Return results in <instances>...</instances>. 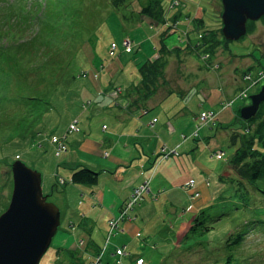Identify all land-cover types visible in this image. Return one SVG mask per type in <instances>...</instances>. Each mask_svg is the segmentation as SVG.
Returning a JSON list of instances; mask_svg holds the SVG:
<instances>
[{
	"label": "rangeland",
	"instance_id": "obj_1",
	"mask_svg": "<svg viewBox=\"0 0 264 264\" xmlns=\"http://www.w3.org/2000/svg\"><path fill=\"white\" fill-rule=\"evenodd\" d=\"M173 1L162 0L168 14L181 11L189 14L190 17L196 15V18H203L205 23L202 26H206L205 30L212 27L210 17H216L220 26L219 0H175L174 2L180 1V6L177 7L170 5ZM137 3L138 0H125V5L119 10L113 8L106 10L94 3L93 8H96L94 14L91 17L88 16L84 23L79 24L83 28L85 27L84 29L86 27H90V29L82 30L80 28L75 32L74 54L61 70L53 95L48 97L46 102H29L25 109L18 106L13 108L14 123L13 125L11 123L6 135H0V211L4 204L9 202L12 179L11 165L14 161L19 160L28 168L40 173L43 195L47 197V192H49L51 196L48 201L55 204L61 212V222L39 264H57L54 263L55 257L58 256L55 247L62 235H65L64 231L71 230L68 222L71 225L72 222H77L80 219L79 204L83 196L77 191H68L73 187L66 177L69 171L62 164L59 165V171L55 170L58 162L69 155V151H66L67 153L63 154L64 156L62 155L61 158H57L55 148L49 142V138L54 135H82L86 132V135L102 139L107 134L100 136L101 134L98 133L101 131V125L104 124L110 128L108 134L121 135L125 132L123 135H148V143L150 141L157 142L156 139H159L160 133L156 128V130H151L147 125L155 117L158 120L155 124L156 127L169 123L177 131L172 135L178 136V140L183 141V146L177 148V152H184L180 160L187 161L188 170H182L179 173L177 189L168 191L169 199L176 198L172 208L166 207L163 211V205L152 202L153 207L147 218L137 215L133 222L140 229L139 237L131 236L129 238L118 230L119 232L106 243L107 233L110 230L107 229L104 233L103 224H101V228L94 231L92 238L99 246L100 251H103L106 245L101 264H124L123 260L122 263H118L113 258L110 259L109 254L114 246H125L127 249L131 242L132 247L125 251L131 256V261L136 257H142L148 264H166L167 261L168 264H196V262H202V258L198 259L202 254L198 256H196L197 254H181V249L195 242H202L205 247L206 245L218 247L222 240L235 232H247L245 241L238 251L239 259H242L245 264H264V181L255 183L240 181L228 165L240 143L237 141L236 146L232 145L230 134L232 132L242 133L246 127L245 121L243 122L241 118L239 120L237 112L250 103V96L258 92L263 83L258 86L259 76L262 74L261 68H264V17L251 24L255 26L252 34H247L237 41L228 42L226 50L217 48L214 56L205 55L208 60H213L208 68L201 60L200 69H197L191 64L192 62L190 63V60L183 63L181 57V61L176 59L175 54L167 56L164 72L166 82L163 83V92L159 93L165 95L167 90H171L172 94L170 91L167 92L171 96H167L164 101L161 100L148 113H143V110L140 109L137 111L133 109V113H130L126 110L125 105L127 101L125 88L127 86L124 77L132 78L127 73L130 70L141 77L138 68L146 61V58L136 50H133L131 56L126 55L122 48L126 44L130 46V44L124 39L128 37L130 40L142 41L147 40L151 34L154 44L157 45L158 38L155 36V31L161 30L158 25V28H155L149 19L136 16L135 11L139 9ZM208 5L210 10L206 9ZM179 19L182 21L180 26L188 33L189 42L199 44L205 37L202 28L198 30L194 20ZM169 25L171 24H167L168 27ZM171 30V34L176 36L173 26ZM179 34L181 35L180 32ZM175 39L178 40L179 37L176 36ZM180 40L177 43H181L185 48L186 42ZM111 46L117 48L114 58L109 56ZM152 51L154 52L153 49ZM135 56L139 60L137 63H140L138 68L130 60ZM118 59H120V63ZM125 64H129L126 71ZM212 64L216 65L211 67ZM246 69L251 72L242 76ZM95 75L99 77L96 78ZM252 84H254L253 87H251ZM245 88L249 90L247 99H243L246 93L239 94ZM114 89L120 90V94L114 100L123 104L122 111H116L118 116L115 112L103 113L102 111L100 115L91 113L89 104L102 97L110 98V95L115 92ZM180 92L182 93L180 94ZM234 95H237L238 99L229 101L234 98ZM201 112H209L216 118L215 123L209 119L201 121V117H198ZM74 122H77V127L81 130L80 134L79 132L68 134V127ZM125 123L127 124L126 131H124ZM164 134H166L165 131H163ZM185 137L186 140H184ZM114 139L119 140L120 137L116 136ZM167 141L162 143L167 146L166 150L161 149V154L150 172L156 173L150 186L154 191L160 189L161 192V185L164 184L158 173L161 164L163 165L165 161L173 162L175 160L173 157L177 156V152L168 147L173 141L172 138L168 137ZM209 145L213 147H209ZM253 146L259 148L258 143L255 144V142ZM180 160L178 161L180 162ZM80 163L82 164L76 168L94 164L93 159H82ZM224 171L227 173L223 177ZM188 179H193L196 185L203 182L202 184L208 186L211 201L202 209V212L208 217V220L215 222L214 228L204 237L182 241V237L189 228V223L185 222H189L192 217L190 214L184 213L187 200L182 206L180 205L183 190L178 185ZM58 180L59 185L64 184L65 186L64 188L58 186V190L52 192L51 188L58 184ZM99 182L102 184L96 185L102 186L107 180L104 177ZM66 187L68 199H71L70 208L67 211L63 209V202L58 196L62 195ZM117 189L120 190L118 184ZM142 199L145 205L151 207L147 194H144ZM78 202L80 203L78 204ZM134 213L132 214L135 215ZM148 219L150 220L146 224ZM109 223L110 220H107L106 224L109 225ZM183 223L185 224L181 226ZM79 234L80 238L91 239L90 235L85 232L79 231ZM65 237L69 240L68 235ZM75 243L81 244L82 242L76 240ZM85 249V247L81 248L82 253H85ZM178 252L179 255H176ZM79 256L81 264H91L92 259H89V262L85 257L82 258V254Z\"/></svg>",
	"mask_w": 264,
	"mask_h": 264
},
{
	"label": "trees",
	"instance_id": "obj_2",
	"mask_svg": "<svg viewBox=\"0 0 264 264\" xmlns=\"http://www.w3.org/2000/svg\"><path fill=\"white\" fill-rule=\"evenodd\" d=\"M29 1L0 0V135H6L11 123L13 125L14 107L18 106L21 109H25L29 102H46L47 98L53 95L61 70L74 54L75 32L80 28L82 30L90 29V27L84 29L85 27L83 28L79 24L84 23L88 16L91 17L94 14L96 8H93V4L96 3L97 6L99 5V7L106 10L112 8L119 10L125 5V0ZM137 4L139 9L135 12L138 18L145 17L158 26H162L165 23L167 11L164 9L162 0H138ZM134 13L132 14L135 15ZM221 13L222 7L220 5V11L218 12L220 26L214 29L205 30V26H202L205 23L203 18L194 19L195 27L198 30L202 28L205 37L200 44L185 47L186 51L189 50V52L200 57V55L208 54L214 56L219 47L226 50V45L230 41H226L221 33ZM179 17L180 14H174L171 22L178 21ZM187 18H190V15ZM252 23L247 21L245 35H250L254 32L255 26L251 25ZM167 30L161 36H164ZM159 43L158 58L152 62L145 61L138 68L143 83L135 88L136 93L134 94L138 95L136 102L144 101L149 96L156 94L159 84L166 82L164 72L167 61L165 59L167 56L172 55L174 51L169 50L163 44V38L160 39ZM116 49L115 47L114 54L117 51ZM212 61L207 60L206 62L204 59V66L207 68V65ZM247 72L251 71L244 70L242 76H246ZM237 114L239 120H241L239 110ZM211 117V122L215 123V117ZM245 123L244 132H232L230 134V143L232 145L236 146L237 141L240 143L231 156L228 165L233 169L240 181L246 183L264 181V102L260 104L255 118L245 121ZM52 139H55L56 143H52ZM49 142L54 148L57 144L66 145V135H54L49 138ZM254 142L255 144L258 143L259 148L253 146ZM98 177V172L83 167L72 170L69 182L75 185L95 186L98 183ZM58 186L63 187L64 184L59 185L58 181L57 185H53L51 191H57ZM50 196L48 193L47 200ZM130 200L131 198L128 197L117 215L110 219L120 215L125 217L126 207ZM136 203L138 204L139 201ZM7 206L8 203H5L0 214ZM133 206L131 210L134 213L136 207ZM133 217V220L137 218L136 213ZM214 222L208 220L204 212L196 214L190 220L189 228L182 237V241L195 237H204L207 232L214 228ZM118 230L119 228L113 230L110 238ZM246 235L247 232L232 233L222 240L218 247H209L207 245L205 247L202 242H195L181 249V254H197L196 256L202 254L198 258H202V262H196V264H245L242 259H239L238 251L244 243ZM99 251L100 249L97 252V256ZM70 254L74 257L80 255V253L76 252ZM176 255H179V252ZM102 256L103 253L100 258V264ZM91 264H94L93 258ZM166 264H168V261Z\"/></svg>",
	"mask_w": 264,
	"mask_h": 264
},
{
	"label": "crops",
	"instance_id": "obj_3",
	"mask_svg": "<svg viewBox=\"0 0 264 264\" xmlns=\"http://www.w3.org/2000/svg\"><path fill=\"white\" fill-rule=\"evenodd\" d=\"M206 9L210 10L209 5ZM174 14H180L179 18L182 19L186 18L191 20V17L187 18L189 14L187 15L186 13H182L181 11L177 13H172L171 17ZM210 21H211L210 24H212L211 25L212 27H210V29H214L219 26V22L217 21L216 17H210ZM151 24L155 28L160 27V26L157 27V25L155 26V24H153L152 22ZM179 27L182 28L180 24ZM162 30L163 29L161 28V30L155 31V36L156 38H158L157 45L154 44L151 34L150 36H148L147 40H142V41H137L136 39L130 40L132 41L133 47L131 49V53L128 54L126 53V55L131 56L133 54V50H136L142 53V56L146 58V61L152 62L156 58L155 51L158 50L160 47L159 45L160 39L163 38V44H165L169 50L174 51L173 54H175L178 57V58L176 57L178 61H181L182 59L183 63H185L187 60H190V63L192 62L191 64L194 67L200 69L199 66L201 61L200 59L199 60L196 59L198 56L195 55L194 53L189 52V50L186 51L184 49V46L181 45V43L178 44L177 43L178 40L175 39L176 36L173 35L161 36ZM170 37H174V38L171 39ZM152 49L154 50V52L152 51ZM175 49L177 50V52ZM137 59L138 57L136 56L135 58L132 57L130 58V60L134 64H136L138 68V65L140 63H137L139 61ZM118 62L120 63V59H118ZM128 66L129 64L124 65L125 71L126 68H128ZM127 73L129 74V76H132L131 79L124 77L125 85L127 86L125 88L126 90L125 97L127 98L125 105H126V110L130 113H133V109L135 111L140 109L143 110V113H148V111L151 110L157 103H159L161 100L164 101L167 96L169 95L171 96L172 94L171 90H167L165 95L160 94L159 93L160 91L163 92L162 87H164V85L159 84L156 94L149 96V98L144 100V102L141 100L136 102V98L138 97V95L134 94L136 93L135 88H137V86H139V84L143 82L141 81V77L136 75L134 71L130 70L127 71ZM95 77L98 78L99 76L95 75ZM168 91H170L171 94L170 93L167 94ZM181 93L182 92H180V94ZM109 99L110 98L102 97L97 99L95 102H91L89 104V107L91 106L90 107L91 113H94V115L96 114L100 115L102 114L103 111V113L115 112V114L117 115L116 113L117 110L122 111L123 104L112 99H111L112 101H110ZM157 122L158 120L154 117L152 118L151 122L147 123V125L149 126V128H151V130L157 129V132L160 133L161 136L159 137V139H156L157 142L150 141L148 143L147 141L149 138L148 135H139V134L123 135L125 132L122 133L121 135H114L113 133L108 134L107 132L110 130V128L107 125L105 126L104 124L101 125L100 127L101 131L98 133L101 134L100 136L107 134L104 135L102 139H96L95 137H93V135H86V132L83 133L82 135H66V144L68 145L67 152L69 151V155L65 156L64 159L58 162L57 164L58 167L55 170L57 171L59 165L62 164V166L69 171L66 174V177L70 179V172L73 169H78L76 167H78L79 164H82L80 163L82 159H88V160L93 159L94 164H92V166L85 164L83 165H85L86 168L99 173L97 185L102 184L99 182V180L100 179L103 180L104 177L107 180V182H104L102 186L71 184L73 188L68 190L66 187V190L62 192V195L61 196L58 195L61 201L63 202V209L65 211H67L70 208V200H71L68 199L67 190L69 192L73 190V191H77L78 193H82L83 197L81 199V203L78 202V204L80 203L79 204L80 206L79 215H81L80 219L77 222H72L71 225L68 222V226L71 227V230L68 229L64 231V233L65 235L69 236V240L66 239L65 235H62L57 246L55 247L57 249L58 256L55 257L54 263L81 264L80 256L74 257L70 254L74 252L80 253V255L82 254V258L85 257L87 260L89 259L91 260L92 257L99 250V246L92 238L94 231L100 229L101 224H103L102 225L104 229L103 232L104 233L106 232V230L108 229V225L106 224L107 220H109L114 215H117L118 211L121 209L122 205L128 199L134 187L138 186L142 181H145L146 179L149 178V188H150L154 179V175L156 174L150 172L154 168V165L161 154L162 151L161 149L163 147L167 148V146L163 145L162 143L168 142L167 141L168 137L172 138L173 141L172 143H170V146L168 147H170V150L174 152H177V148H181L183 146V141H179L178 136L175 137V135H172V133H176L177 131L169 123L160 124L158 127H156L155 124ZM141 128L144 129L145 127H141ZM126 129H127V124L125 123L124 131H126ZM163 131H165L166 134L163 135ZM72 133L74 134V132ZM80 133L81 130H79V134ZM223 135L225 134L223 133ZM116 136L120 137V139L115 140L114 138ZM184 140H186V137L184 138ZM209 147H213V146L209 145ZM183 153L184 152H180V153L177 152V156L173 157L175 159L173 160V162L165 161L163 165L161 164L160 169L158 171L159 175L164 181V184L161 185L162 187L161 192L160 189L154 191L153 189L150 188L149 193L147 195L151 207L145 205L143 201L141 205L135 209L136 215L141 216V218H147L153 207L152 202H154V204L159 203L160 205H163L162 207L163 211H165L166 207L172 208L175 205L176 198L169 199L168 191L177 189V181L180 178L179 173H181L182 170L184 171L188 170L187 161L180 160L182 159L181 155H183ZM62 155L63 154H61L59 158H61ZM178 160H180V162ZM225 173L227 172L224 171L222 175L223 177ZM190 181H194V180L188 179L187 181H184L183 183L179 184L178 187H180L183 190L182 197L180 199V205L182 206L183 203H186L187 200V205L184 209V213L190 214V217H193L196 215L194 213L198 214L202 212L203 211L202 209H204L210 203L211 195L209 193L210 191L208 189V186L202 184L203 182H201L199 185H197L199 197L192 198V192L185 188V186ZM117 184L120 186V190L117 189ZM64 186L62 188H64ZM154 195L157 196L156 199L153 197ZM131 216L133 217V214H131ZM149 220L150 219L146 221V224ZM60 222H61V212H60ZM189 222H185V223L188 224ZM185 223L181 224V226L184 225ZM79 231L85 232L86 234L90 235L91 239H86L83 237L80 238L81 235L79 234ZM119 231L120 233H122V235H125L129 238L131 236H135V237L140 236V229L136 227L134 222L127 220L120 223ZM76 240H79L82 243L76 244L75 243ZM82 247L86 248L85 253H82L81 251ZM118 247L121 246L119 245L114 246L113 250L109 254V258L110 259L113 258V260H116L118 263L119 262L122 263L123 260L124 264H130L133 260L131 261V256L126 252L123 256L113 255L114 250ZM129 247H132V242L129 244ZM129 247L125 249V251L129 250Z\"/></svg>",
	"mask_w": 264,
	"mask_h": 264
},
{
	"label": "water",
	"instance_id": "obj_4",
	"mask_svg": "<svg viewBox=\"0 0 264 264\" xmlns=\"http://www.w3.org/2000/svg\"><path fill=\"white\" fill-rule=\"evenodd\" d=\"M221 33L226 41L246 34L247 21L264 16V0H220ZM264 102V82L250 103L239 110L243 121L256 116ZM12 190L7 208L0 214V264H39L60 225V211L47 201L41 175L16 160L11 165Z\"/></svg>",
	"mask_w": 264,
	"mask_h": 264
},
{
	"label": "built area",
	"instance_id": "obj_5",
	"mask_svg": "<svg viewBox=\"0 0 264 264\" xmlns=\"http://www.w3.org/2000/svg\"><path fill=\"white\" fill-rule=\"evenodd\" d=\"M125 42H126V41H125ZM125 42H124V43H125ZM125 44H126V43H125ZM114 50H115V47L112 46V47L110 48V50H109V55H113V51H114ZM125 50H126L127 52H129V45L126 44V46H125ZM261 76L264 77V74H261ZM200 117H201V121L208 120V119L211 117V114H210V113H209V114H208V113H203V114H201ZM71 129L74 130L75 128H74L73 126H71ZM53 141L55 142V139H53ZM57 145H58V150H59V151L64 150L65 147H64L63 144H57ZM145 188H146V186H145V185H142V186H140L139 188L134 189V191H133V193H132V196H131V200H130V202L128 203V205H127V207H126V211L129 210V209L132 207V205H133L134 203H136L138 200H140V197H141L142 193L144 192ZM121 218H122V215H120L118 218L113 219V220L110 221V223H109V225H110V230H113V229L116 228L117 223H118L119 220H121ZM96 261H98V259H97ZM137 264H144V263H143L142 260H139V261L137 262Z\"/></svg>",
	"mask_w": 264,
	"mask_h": 264
},
{
	"label": "bare ground",
	"instance_id": "obj_6",
	"mask_svg": "<svg viewBox=\"0 0 264 264\" xmlns=\"http://www.w3.org/2000/svg\"><path fill=\"white\" fill-rule=\"evenodd\" d=\"M174 29H175L176 31H180V29H179L178 27H174Z\"/></svg>",
	"mask_w": 264,
	"mask_h": 264
}]
</instances>
